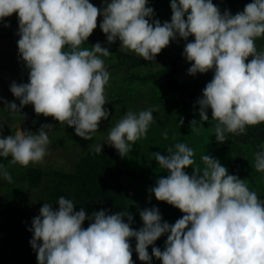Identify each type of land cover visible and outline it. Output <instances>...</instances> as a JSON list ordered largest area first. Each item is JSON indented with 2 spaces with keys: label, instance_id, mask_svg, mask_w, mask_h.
Listing matches in <instances>:
<instances>
[{
  "label": "clouds",
  "instance_id": "obj_1",
  "mask_svg": "<svg viewBox=\"0 0 264 264\" xmlns=\"http://www.w3.org/2000/svg\"><path fill=\"white\" fill-rule=\"evenodd\" d=\"M170 7V20L161 22L149 0H102L99 7L92 0H0L5 26L10 24L5 17L17 15L18 58L28 68L26 82L9 85L19 104L0 100L13 111L31 103L36 113L52 115L74 126L79 136L91 138L111 112L104 94L110 73L98 53L110 55L111 43L119 39V47L151 61L170 40L182 37V55L192 62L187 72L213 70L196 101L200 120L193 118L191 125L208 120L210 108L217 120L216 139L223 141L226 132H244L246 125L264 122V49L255 44L264 35V0H249L235 13L221 11L213 0H170ZM98 14L109 46L97 40L91 48L80 47L96 28ZM190 35L194 38L188 39ZM153 119V108L129 109L95 151L108 143L124 156L130 142L147 135ZM52 126L45 122L35 134L0 132V156L11 154V162L22 165L42 161L50 142L46 129ZM154 157L167 174L157 177L148 191L183 215L172 223L162 219L157 205L146 206L139 209L143 224L136 228L128 210L89 213L60 195L58 207L44 201L31 218L30 244L38 264H135L133 250L148 264L153 256L161 264H264V199L238 173L208 153L201 156L204 167L196 165L189 173L194 149L184 142L166 153L156 151ZM255 167L264 171V145L255 152ZM0 177L12 179L2 165ZM164 233L161 248L154 242Z\"/></svg>",
  "mask_w": 264,
  "mask_h": 264
},
{
  "label": "rangeland",
  "instance_id": "obj_2",
  "mask_svg": "<svg viewBox=\"0 0 264 264\" xmlns=\"http://www.w3.org/2000/svg\"><path fill=\"white\" fill-rule=\"evenodd\" d=\"M248 2L249 0H213L221 11L228 8L232 13L242 10ZM92 3L99 7L102 0H92ZM149 3L154 6L155 15L161 22L170 20V0H149ZM8 18L18 19L16 13ZM101 19L102 15L98 14L97 26L90 35L103 42L104 46H109L106 33L99 26ZM17 28L18 26L13 29L12 24L5 26L0 23V97L8 101L15 100L19 104V98L10 91L9 85L13 80L26 82L28 68L18 58ZM193 38L192 35L188 37ZM184 44L182 37L170 40L156 54V59L151 61L145 60L134 50L119 47V39L111 43L110 55L98 53L110 73L104 94L107 101L105 106L111 112L108 118L101 119L99 128L91 138L79 136L75 133L74 126L59 122L52 115L36 113L31 103L24 105L20 111H13L4 106V100H0V123L4 124L0 132L4 135L15 134L17 130L35 134L41 124H53L46 129L50 142L42 161L22 165L19 162L12 163L11 154L0 156V165L12 176L11 180L0 177V264H38L36 252L30 244L32 231L29 226L31 218L38 214L44 201L58 207L55 202L60 195H64L73 199L77 210L82 206L86 209L90 206L89 195L79 193L75 184L69 180V176L75 174H111L112 178H106L108 186L113 190L117 187L114 180L126 187L123 178L129 179L130 174H133L137 182L129 185L128 193L139 195L138 199L144 207L157 205L162 219L174 223L184 214L182 210L167 201L157 199L154 193L148 191L150 186L143 183L142 179L150 178L155 184L157 177L167 174V170L155 159L154 152L166 153L168 147L174 148L177 142H184L194 149V164L186 167L189 173L196 165L204 167L201 156L208 153L219 158L229 172L238 173L251 190L264 195V171L255 167V152L259 148L254 144L249 130L255 124L246 125L244 132H226L227 139L223 141L216 139L217 120L211 116L210 110L208 120L191 125L193 118L200 120L197 111L199 104L196 101L204 86H196V94L189 91V86H193V80L196 79L202 83L210 80L213 70L188 73L187 69L192 62L182 55ZM255 44L258 50L264 49V35L256 37ZM80 47L91 48L92 43L82 42ZM173 55L179 58L177 71L162 64L163 59ZM147 108H153L154 114L147 135L130 142L132 147L124 156L108 143H103L102 151H95V145L107 139L110 128L129 109L139 112ZM181 119L182 124L179 123ZM165 130L168 133L166 136ZM256 136L260 145H264V127L256 131ZM239 159L242 161L239 162ZM117 169L119 173L116 172ZM100 207L103 208L101 205ZM133 218L132 226L139 228L143 224L139 212L133 213ZM166 237L167 233H164L154 243L163 248ZM148 248L151 253L152 245ZM140 264L143 262L140 261ZM144 264L148 262L144 261ZM152 264H161V260L153 256Z\"/></svg>",
  "mask_w": 264,
  "mask_h": 264
},
{
  "label": "trees",
  "instance_id": "obj_3",
  "mask_svg": "<svg viewBox=\"0 0 264 264\" xmlns=\"http://www.w3.org/2000/svg\"><path fill=\"white\" fill-rule=\"evenodd\" d=\"M6 20L10 21V25L12 24L13 29H15L18 26V19H9L8 17H5ZM0 23H3L0 21ZM97 41V39L90 35L88 36L87 40L84 42L88 44H93ZM180 57V56H179ZM179 58L178 56H167L166 59L162 60V64H165L170 70L177 71L176 64L178 62ZM193 80V79H192ZM194 84L193 86H189V91H191L193 94H196L195 87H203L205 86L206 82L202 83L198 79L193 80ZM183 85V84H182ZM202 94V93H201ZM200 94V95H201ZM199 97V96H198ZM210 112L211 109L209 108ZM264 127V122H260L258 124H255L252 126L249 130L252 133V139L254 144L259 148L260 146V140L256 136V131L258 129H261ZM26 131V130H25ZM242 160L239 159V162ZM1 162V160H0ZM117 173H119L118 169L116 170ZM128 174V173H127ZM107 176L109 178H112L111 174H94L92 176L91 174H87V176H84L82 174H75L69 176V180L75 184L76 189L79 191V193L83 194L86 193L90 197V206L86 209L89 213L92 212L93 209H100V205L104 208L109 209L110 211H130L132 213H138L140 208H143V203L138 199L139 195H133L128 193L129 185L133 184L134 182H137L135 180V175L130 174V178L124 179L122 181H125L126 187L122 185L120 181L114 180L113 183L117 187L113 189H110L107 183ZM147 177L148 174H146ZM240 176V175H239ZM141 181V179L139 180ZM144 181L143 183L148 184V186H152L153 183L150 178L142 179ZM125 187V190L123 189ZM258 196L261 199H264V195L258 194ZM96 201V202H95ZM98 204V205H97ZM127 219V217H125ZM89 221L85 219L83 222L84 226L86 227L88 225ZM132 226V225H131ZM133 227V226H132ZM132 244L133 249L135 248V237L129 238ZM133 259L137 264H140V259L138 258V254L135 250H133L132 254ZM144 264V261H141Z\"/></svg>",
  "mask_w": 264,
  "mask_h": 264
}]
</instances>
